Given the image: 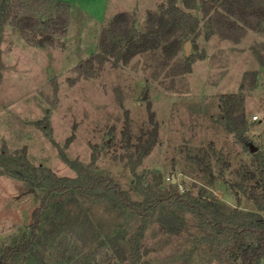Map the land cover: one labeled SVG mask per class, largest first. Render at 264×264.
<instances>
[{"label": "rangeland", "instance_id": "374dc122", "mask_svg": "<svg viewBox=\"0 0 264 264\" xmlns=\"http://www.w3.org/2000/svg\"><path fill=\"white\" fill-rule=\"evenodd\" d=\"M7 1L12 6L26 4L22 13L39 18L54 14L56 8L54 0ZM61 1L70 4L62 47L37 46L36 38L22 39L9 23L0 31V151L24 150L34 166L68 178L76 173L64 159L88 165L94 158L95 173L111 177L137 201L142 199L134 192L137 176H144L143 185H153L158 179L168 185L173 176L180 192L186 187L196 194L201 187H207L205 190L223 211L237 206L243 212L253 211L254 205L241 190L239 201L230 190L240 181L236 170L250 156L236 141L235 132L230 131L219 97L237 93L243 75L258 69L251 48L264 43V34L246 31L242 38L229 40L214 26V35L190 42L188 56L181 47L177 63L183 64L184 57L193 58L190 72L185 74L173 76L170 68L158 69L155 60L145 53L127 63H105L94 77L84 78L74 70L75 66L96 50L102 28L124 5L139 8L127 14L134 19L135 29L144 31L147 12L165 0H110L104 8L106 0ZM178 5L182 7L181 0ZM195 15L203 17L200 12ZM204 23L207 21L202 20L201 27ZM166 72L172 76L166 77ZM243 93L235 114L238 118L245 116L243 136L264 153V81L258 89ZM149 112H154L158 124V143L137 163L133 148L126 147V134L133 136L130 144L135 142L140 129L149 123ZM255 115L259 123H252ZM194 155L204 159L207 155L211 178L197 172L189 160ZM40 197L38 190L30 191L24 182L0 176V248L15 245L26 236L30 215ZM76 218H88L92 224L94 234L89 246L78 252V244L71 236L61 235V243H50L45 252L49 264L90 262L87 255L99 239L124 229L130 235L136 226L126 225L104 205L82 199L66 206L55 221L64 223ZM42 228L51 230V220L43 221ZM201 235L189 215H178L174 221L158 218L141 241V263L228 264L210 246L200 243ZM73 251L75 255L71 257ZM96 259L101 260V256ZM9 264L37 263L25 256Z\"/></svg>", "mask_w": 264, "mask_h": 264}, {"label": "trees", "instance_id": "16d2710c", "mask_svg": "<svg viewBox=\"0 0 264 264\" xmlns=\"http://www.w3.org/2000/svg\"><path fill=\"white\" fill-rule=\"evenodd\" d=\"M54 1L55 13L39 18L22 13L26 4L12 6L3 0L0 3V31L9 23L22 39L31 41L36 38L37 46L52 47L58 44L62 47L70 4ZM181 3L182 7L178 5V0H166L155 10L147 12L145 29L140 32L135 29V21L129 14H116L98 35L96 50L79 62L74 70L81 77L91 78L105 63L115 66L120 61L127 63L146 53L155 60L158 69L170 68L175 76L178 72H190L191 56L184 57L183 64L177 63V55L184 43L189 41L194 44L200 36L209 38L215 34L214 26L222 31L224 39L229 40L242 38L246 31L264 34V0H181ZM196 12L203 15L202 19L195 15ZM202 20L207 23L201 27ZM251 50L258 69L246 72L239 91L221 95L219 103L230 131L235 132L236 141L250 156L236 170L240 181L231 185L230 190L238 201V190H241L254 205L253 211L243 212L239 206L223 211L217 200L205 190L207 187H201L194 194L192 189L186 187L180 192L175 183L163 185L161 179L154 181L153 185H143V175L137 176L134 186V192L142 197L137 201L131 199L128 192L111 177L95 173L94 158L88 165L64 159L76 173L73 178H68L59 177L42 166H34L28 161L24 150L8 153L2 149L0 176L24 182L30 189L38 190L41 197L30 215L26 236L15 245L0 248V264H9L11 260L25 256L33 258L37 264H49L45 252L51 247L50 243H61V235L71 236L73 243L78 244V252L86 250L94 234L88 218H76L64 223L55 221L64 208L77 199L104 205L108 211L121 217L126 225L136 224L130 235L124 229L122 232L107 233L105 238L99 239L97 246L87 255L91 261L83 264H92L93 261L98 264H142L141 241L148 228L158 218L167 217L174 221L178 215L194 218L202 233L200 243L210 246L222 261L228 264H261L264 260V153L251 151L252 142L243 136L246 131L245 116L238 118L235 114L236 105H241L244 99L243 92L258 89L260 82L264 81V43ZM168 73L166 77H171ZM154 116V112H149V123L140 129L135 142L130 144L133 136L126 134L127 131L124 133L127 136L126 147L133 148L137 163L158 143V124ZM105 145L109 146L107 143ZM206 157L194 155L189 160L199 174L211 178L213 175ZM212 182L213 178L208 181L209 184ZM44 219L51 220V230H43ZM62 255H65L64 251ZM74 255L73 251L71 257ZM99 255L101 260L98 261L96 258Z\"/></svg>", "mask_w": 264, "mask_h": 264}, {"label": "water", "instance_id": "95a60500", "mask_svg": "<svg viewBox=\"0 0 264 264\" xmlns=\"http://www.w3.org/2000/svg\"><path fill=\"white\" fill-rule=\"evenodd\" d=\"M190 45L191 44L189 41L185 42L183 45V52H184L185 56H188V54H189ZM144 98H145V95H144ZM251 151L253 153H255V152H257V148L255 146H252ZM171 179H172L171 183H175V178L173 176ZM30 191H33V189H30Z\"/></svg>", "mask_w": 264, "mask_h": 264}, {"label": "crops", "instance_id": "0c3cea01", "mask_svg": "<svg viewBox=\"0 0 264 264\" xmlns=\"http://www.w3.org/2000/svg\"><path fill=\"white\" fill-rule=\"evenodd\" d=\"M109 1L110 0H106L105 1V5L102 7V8H104V7H108L109 6ZM166 1V0H165ZM164 1V2H165ZM68 3V2H67ZM163 3V2H162ZM93 6V5H92ZM139 8H135V9H133V7H129V8H127L125 5L123 6V8L121 9V10H119V12L118 13H128V12H131L132 10H134V11H137ZM107 10V9H106ZM90 15V14H89ZM103 15V14H102ZM90 16H92L93 18H95V19H99L98 18V16L96 17V16H94V15H90ZM139 31H141V30H139Z\"/></svg>", "mask_w": 264, "mask_h": 264}, {"label": "built area", "instance_id": "2783aa9c", "mask_svg": "<svg viewBox=\"0 0 264 264\" xmlns=\"http://www.w3.org/2000/svg\"><path fill=\"white\" fill-rule=\"evenodd\" d=\"M259 120H260V119L258 118L257 115H255V116L252 117V123H255V122H256V123H257V122L259 123V122H260ZM255 135H256L257 138H259L260 133H257V134H255ZM255 135H254V136H255Z\"/></svg>", "mask_w": 264, "mask_h": 264}]
</instances>
